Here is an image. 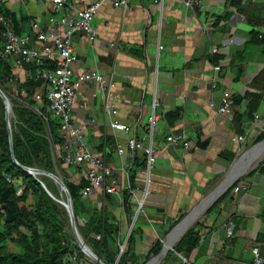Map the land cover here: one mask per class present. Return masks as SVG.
I'll use <instances>...</instances> for the list:
<instances>
[{
	"label": "crops",
	"instance_id": "0c3cea01",
	"mask_svg": "<svg viewBox=\"0 0 264 264\" xmlns=\"http://www.w3.org/2000/svg\"><path fill=\"white\" fill-rule=\"evenodd\" d=\"M156 1L129 0L127 10L104 4L93 22L96 41L83 33L71 40L78 57L75 74L103 76L101 84L88 82L77 92L75 125L84 130L89 151L114 170L122 197L131 190L134 162L119 156L116 148L130 138L148 139L151 145L149 119L153 113L160 117L152 136L155 167L150 174L146 169L139 172L138 188L130 199L135 215L130 218L122 199L114 196V206L102 193L83 197L88 207L83 223L106 207L120 222L122 245L136 233L140 258L149 255L181 216L218 191L240 154L259 146L264 126V0H241L237 6L232 0H202L194 9L181 0ZM0 6L14 17L21 36L31 38V48L40 51L45 44L36 35L57 32L60 26L54 19L70 12L57 11L53 0H0ZM33 24L39 26L38 33ZM15 74L21 82L28 75L22 70ZM224 98L232 100L234 119L219 112ZM107 104L115 107L116 116L106 111ZM113 121L126 125L130 133L114 130ZM172 135H184L190 148L169 146ZM240 137L245 140L238 141ZM66 167L62 175L70 183L87 180L89 165ZM236 183L242 189L235 193L232 185L193 227L201 240L190 258L174 252L165 264H252L255 248L264 254L259 242L264 234V175L252 169ZM233 224L235 230L229 234Z\"/></svg>",
	"mask_w": 264,
	"mask_h": 264
},
{
	"label": "trees",
	"instance_id": "16d2710c",
	"mask_svg": "<svg viewBox=\"0 0 264 264\" xmlns=\"http://www.w3.org/2000/svg\"><path fill=\"white\" fill-rule=\"evenodd\" d=\"M240 2L241 0H232L231 5L237 6ZM0 17L10 23L17 35H22L15 25L14 17L1 6ZM3 46V29L0 26V50ZM35 70L33 67L26 68L27 78L21 82L16 77L12 63L0 57V88L9 99L14 116L11 120V143L6 107L0 97V264H83L87 261V256L74 241L71 229H68L70 220L66 208L57 202L65 200V194L48 176L31 175L21 167L54 175L63 181L72 198L77 227L85 243L104 264H116L122 241L120 222L114 213L103 207L91 219H86L83 225L79 224L78 219H85L88 210L82 191L89 183L84 179L75 185L61 177L65 172L63 167H66L64 155L60 151L65 144L61 120L50 109L48 82L37 79ZM39 95L41 102L36 101ZM254 97L257 98L255 95ZM254 112L252 109L250 117H253ZM235 121L240 122L241 118L237 116ZM263 141L264 132L257 143ZM146 167V156H137L130 171L131 190L125 191L121 196L123 208L130 218L135 215L130 200L132 192L138 188L139 172ZM258 171L264 175V163L259 166ZM237 186L238 183L232 190ZM19 190H22V195H18ZM105 199L114 206L112 196L106 195ZM183 218L181 216L166 235ZM135 236L136 233L133 232L129 237L118 264H146L161 254L163 240L153 246L145 261L141 260L136 255ZM200 240L198 228L195 227L182 238L174 252L189 259ZM259 242L264 244V234ZM261 257L264 260V254Z\"/></svg>",
	"mask_w": 264,
	"mask_h": 264
},
{
	"label": "built area",
	"instance_id": "2783aa9c",
	"mask_svg": "<svg viewBox=\"0 0 264 264\" xmlns=\"http://www.w3.org/2000/svg\"><path fill=\"white\" fill-rule=\"evenodd\" d=\"M168 0H158L157 3L164 4ZM188 9H194L201 5L202 0H181ZM57 11L63 12L69 9L60 20L54 19L60 27L57 32L49 31L38 33L39 26L33 24V30L37 32L36 39L44 45L43 50L31 48V38L28 36L17 35L10 23L3 17H0V26L3 29L4 46L0 50V57L9 60L14 69L26 71V68H35L37 79L48 82L47 97L50 102L51 111L61 120V133L65 144L61 150H64L65 156L63 162L69 167L86 166L90 168L87 172L89 186L82 191V196L88 198L94 193L111 195L121 201V185L116 177L114 170L103 160L96 158L84 143V130L75 125L72 114L73 106L76 102L77 92L88 82L101 84L103 76L99 73H85L76 75L74 65L78 61L72 47V37L77 33L86 34L91 42H95L98 37V31L94 28L93 22L104 4H111L115 9L127 10L129 0H53ZM217 51L215 50L214 53ZM217 71L220 68H216ZM13 83V80H11ZM41 96L36 97L37 102H41ZM157 106V101H155ZM214 107L215 105L212 104ZM232 100L223 99L222 107L219 112L223 116L234 119L232 110ZM106 111L111 116L117 115V110L113 105L107 104ZM259 121L260 117L255 115ZM160 123V117L155 113L149 119L148 131L151 134L150 144L147 140L137 138L128 139L126 145H120L116 148L119 156H127L131 162H134L139 152H143L147 158L146 170L150 174L155 167L157 160V151L152 147V136ZM112 128L117 131L130 133V128L118 121H113ZM264 132V126L261 127ZM238 141H244L245 138H237ZM168 145L176 148L182 146L185 150L190 148V144L184 135H172L167 140ZM148 180V185L150 184ZM148 188V187H147ZM242 188L236 187L235 193ZM146 193H149L146 190ZM18 195H22L19 190ZM143 203L139 205V211H143ZM235 225L229 227V234H233ZM100 239V237H98ZM126 245L120 244V251L125 250ZM255 264H263L260 249L253 250ZM83 264H97L87 257Z\"/></svg>",
	"mask_w": 264,
	"mask_h": 264
},
{
	"label": "bare ground",
	"instance_id": "6f19581e",
	"mask_svg": "<svg viewBox=\"0 0 264 264\" xmlns=\"http://www.w3.org/2000/svg\"><path fill=\"white\" fill-rule=\"evenodd\" d=\"M264 159V144H261L253 150L247 152L239 162L235 165L233 170L225 182L221 185L217 192L210 197L204 199L185 219L177 226V228L168 237L165 243L166 252L160 257L153 260L150 264H160L161 261L167 256V253L180 242V240L198 223L202 216L206 213L209 207L220 198V196L227 191L234 183L242 177L247 171L259 161Z\"/></svg>",
	"mask_w": 264,
	"mask_h": 264
},
{
	"label": "water",
	"instance_id": "95a60500",
	"mask_svg": "<svg viewBox=\"0 0 264 264\" xmlns=\"http://www.w3.org/2000/svg\"><path fill=\"white\" fill-rule=\"evenodd\" d=\"M0 97L3 100V102L5 104V107H6V120H7V126H8V130H9V134H10V140H11V143H12L13 142V137H12V127H11V121H10L11 104H10V101H9L8 97L6 96V94L3 92V90L1 88H0ZM261 144H264V141L261 142L259 145H261ZM12 152H13V147H12ZM21 168L24 169V170H26L29 174L34 175V176L35 175H46L49 178H51L59 186L60 190L65 194V200H61V201H57V202L60 203L61 205H63L66 208V210H67V212L69 214L70 223H71V230L73 232V235H74V238L76 240L77 245L79 246V248L81 249V251L88 258H90L93 262H96L97 264H104L88 248L87 244L83 241V239H82V237H81V235H80V233L78 231L77 220H76V216H75V212H74V208H73L72 198H71V196H70V194H69V192H68L65 184L63 183V181L60 178H57L54 175L45 174V173H43L41 171H38V170L27 169V168H24V167H21ZM165 252H166V246L164 244L163 250H162L161 254L159 255V257H161ZM121 255H122V251H120V255L117 258L116 264L119 263V261L121 259Z\"/></svg>",
	"mask_w": 264,
	"mask_h": 264
},
{
	"label": "rangeland",
	"instance_id": "374dc122",
	"mask_svg": "<svg viewBox=\"0 0 264 264\" xmlns=\"http://www.w3.org/2000/svg\"><path fill=\"white\" fill-rule=\"evenodd\" d=\"M12 119H14V116H13V113H12V110L10 111V121L12 120ZM254 145H256V144H254ZM254 145H251V147H249V148H246L245 150H244V152H242L241 154H240V156H239V160L247 153V152H249V151H251L254 147H256V146H254ZM264 162V159L263 160H261V161H259V162H257L253 167H252V169L254 170H256V169H258L259 168V166L262 164ZM251 169V170H252ZM67 175L69 176L70 175V171L68 170V172H67ZM61 177L63 178V175H61ZM235 185V184H234ZM233 185V186H234ZM187 217V216H186ZM185 219V217L181 220V222L183 221ZM69 220H70V218H69ZM77 220V219H76ZM78 222H79V224H81V225H83L84 223H83V220H81V219H78ZM180 222V223H181ZM179 223V224H180ZM178 224V225H179ZM177 225V226H178ZM69 231H70V229H71V223L69 224ZM174 230V229H173ZM78 231H79V229H78ZM71 234H72V236H73V238H74V235H73V232H72V230H71ZM170 234V233H169ZM166 235V236H164L162 239H163V243L165 244L166 243V241H167V239H168V237L171 235ZM82 237V236H81ZM70 238H71V236H70ZM83 239V238H82ZM74 241L76 242V240H75V238H74ZM83 241H84V239H83ZM85 242V241H84ZM77 244V243H76ZM178 245V244H177ZM176 245V246H177ZM88 246V245H87ZM175 246V247H176ZM174 247V248H175ZM89 248V247H88ZM174 248H173V250H171V252L169 251L168 253H167V256L161 261V263L160 264H165V262L168 260V257L169 256H173L175 253H174ZM90 249V248H89ZM91 250V249H90ZM149 251V248H145V250H144V254H146L147 255V252ZM142 258V260L143 261H145V257L146 256H141ZM153 259H155V258H152L150 261H148L146 264H150L151 262H152V260Z\"/></svg>",
	"mask_w": 264,
	"mask_h": 264
}]
</instances>
